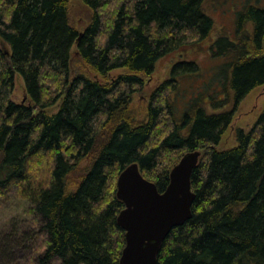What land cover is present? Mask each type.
<instances>
[{
	"label": "trees",
	"instance_id": "1",
	"mask_svg": "<svg viewBox=\"0 0 264 264\" xmlns=\"http://www.w3.org/2000/svg\"><path fill=\"white\" fill-rule=\"evenodd\" d=\"M82 1L91 20L80 33L69 0H0V197L15 188L39 218L46 241L34 263L119 264L120 172L137 163L162 192L180 158L200 151L192 216L170 231L157 264H264V109L236 130L235 147L217 149L237 106L264 85V0H244L208 69L172 64L143 113L133 97L156 63L213 32L205 0ZM72 52L98 77L127 74L72 78ZM15 75L22 104L10 99Z\"/></svg>",
	"mask_w": 264,
	"mask_h": 264
},
{
	"label": "rangeland",
	"instance_id": "2",
	"mask_svg": "<svg viewBox=\"0 0 264 264\" xmlns=\"http://www.w3.org/2000/svg\"><path fill=\"white\" fill-rule=\"evenodd\" d=\"M244 0H205L204 9L214 22V30L206 42L197 48L182 53H170L161 58L155 65L152 75L145 79L141 92L133 97V105L138 112L143 113L149 96L156 86L169 78V70L172 64L181 60H195L202 69H208L211 65L210 46L213 41L224 31L233 37L235 29V12L241 9ZM112 9V8H111ZM109 9V15H110ZM68 19L70 25L82 33L91 20V12L82 0H69ZM264 54V41H263ZM74 52V51H73ZM72 52L71 74L73 76L83 74L98 81H112L119 75L127 74L126 69H117L107 75L106 78L98 77L83 66L78 56ZM26 92L19 75H15L14 89L10 99L16 104L25 101ZM264 109V85L254 89L237 106L230 126L225 131L217 149L227 150L237 145L236 130L241 128L248 131L256 122ZM48 113L56 112V108H49ZM143 116V115H140ZM32 168V167H31ZM30 165L28 166V170ZM34 169V168H33ZM39 168H36V171ZM40 171V170H39ZM38 171L43 179L46 174ZM30 175V173H29ZM36 182L41 181L34 178ZM40 220L31 212V206L23 200L15 188L9 189L0 197V264H36L35 259L43 252L46 237L42 230ZM55 264V263H54Z\"/></svg>",
	"mask_w": 264,
	"mask_h": 264
},
{
	"label": "water",
	"instance_id": "3",
	"mask_svg": "<svg viewBox=\"0 0 264 264\" xmlns=\"http://www.w3.org/2000/svg\"><path fill=\"white\" fill-rule=\"evenodd\" d=\"M200 156V151L185 153L171 169L169 183L162 192L142 176L137 163L120 172L116 197L124 208L117 224L124 231L125 246L119 264H157V255L170 231L192 216L195 193L191 190V175Z\"/></svg>",
	"mask_w": 264,
	"mask_h": 264
}]
</instances>
